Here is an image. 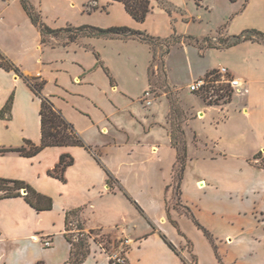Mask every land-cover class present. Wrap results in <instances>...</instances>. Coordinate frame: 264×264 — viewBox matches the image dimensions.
Masks as SVG:
<instances>
[{
	"label": "crops",
	"instance_id": "0c3cea01",
	"mask_svg": "<svg viewBox=\"0 0 264 264\" xmlns=\"http://www.w3.org/2000/svg\"><path fill=\"white\" fill-rule=\"evenodd\" d=\"M30 1L43 21L53 29L83 25L103 29L128 27L162 39L177 33L200 41L206 38H212V42L221 40L213 36H194L190 27H180L190 21L186 11L185 17H172L158 9L154 0L152 12L144 23L134 20L122 3L112 0ZM167 1L182 9L181 0ZM93 3L100 9L87 12L86 6ZM240 15L246 18L240 19L245 20L243 25L230 27L222 39L240 35L248 29L264 33V0H249ZM252 16L255 19H249ZM51 38L56 41L42 42L40 32L20 0H0V51L23 75L20 77L0 66V113L13 97L11 107L0 117V149L19 148L27 140L40 145L42 100L25 80L40 78L45 81L42 95L53 102L95 152L69 146L46 148L34 157H24L16 152L0 154V178L25 181L54 200L53 209L44 212H37L22 197L0 200V264L50 263L42 257L25 258L23 253L30 246L41 245L33 240L36 235L52 238L53 246L49 249L56 253L55 264H70L71 244L65 237L66 212L74 208H83L84 230H99L115 242L124 240L129 246L127 251H118L117 247L107 250L94 242L82 264H119L111 258L117 253L124 256L125 264H192L194 256V264H202L192 241V229L185 223L188 217L170 205L174 199V181L165 184L164 198L155 199L157 210L154 211L152 205L139 200L120 176L121 170L134 172L133 153L142 152L144 145H149L155 155L164 154L162 149H165L175 156L172 161L175 176L178 151L172 145L170 134L169 101L162 96L148 109L141 103L142 96L151 86L152 46L138 39L81 37L75 42L60 43L57 38ZM175 51L189 57L190 62L200 63L208 56L211 64L200 72L193 70V81L221 66L241 81L227 105L245 120L238 121L241 124L237 133L239 138H250L260 144L251 156L263 150L264 158V43L246 41L227 49L207 48L206 56H203L198 47L183 40L174 45L168 55ZM166 79L169 84L167 71ZM184 108L187 114L194 110ZM198 113L200 117L205 115L202 110ZM130 127L137 130V137ZM113 153L119 155V164L114 162ZM63 155L74 158V164L65 172L66 182L48 174ZM107 173L114 179L112 192ZM122 194L127 199H122ZM104 196L119 198L116 200L126 209L115 226L117 232L108 230V226L100 222L96 203ZM181 202L183 204L182 198ZM226 240L234 242L230 235ZM187 241L193 244L192 254L184 250ZM211 264L219 263L211 258Z\"/></svg>",
	"mask_w": 264,
	"mask_h": 264
},
{
	"label": "rangeland",
	"instance_id": "374dc122",
	"mask_svg": "<svg viewBox=\"0 0 264 264\" xmlns=\"http://www.w3.org/2000/svg\"><path fill=\"white\" fill-rule=\"evenodd\" d=\"M180 2L182 9L169 2L172 5V17L175 15L185 17L187 12L190 21L180 27H190V33L194 36H213L219 40L229 32L230 27L233 29L243 25L245 20L240 19L246 18L239 16L249 0H181ZM154 5L165 11L158 1L154 0ZM90 6L95 7L96 4ZM249 19L253 20L255 16ZM71 34L61 33L57 41L65 43ZM48 40L56 41L52 38ZM212 44L215 47H223L219 41H213ZM205 50L202 51L203 56H206ZM207 58L203 57L201 62L197 63L194 60L190 62L189 57L176 51L167 55L165 70L168 74V84L159 53L156 62L149 70L151 86L148 90L151 91V97L145 98L143 95L141 98L142 105L148 109L155 101L166 96L170 105L168 116L170 134L171 121L175 126L181 125L185 133L187 161L181 184L182 194H179L174 181L177 177V168L175 167L174 176L172 167L175 156H171L165 149H162L164 154L155 155L149 145H144L142 152L133 153L132 163L136 165L134 172L121 170L120 176L136 192L139 200L146 205H152L154 211L157 210L154 207L155 199L164 198L165 184L174 181V199L170 202L171 207L182 213V198L183 204L191 209L195 219L210 234V237L206 236L191 219L185 218L186 225L192 229V241L202 264H211V258L219 264H264V168L261 166L264 164L263 150H258L254 156H251L252 151L257 150L260 144L252 142L250 138H239L237 133L241 124L238 121L245 122V120L239 114L232 112V106L225 103L227 98L209 107L206 105L207 100L203 101L190 90V85L196 81H193L194 71L200 72L211 64ZM170 98H177L181 106L180 113H175L173 118L170 117ZM148 101H152V104L148 105ZM183 104L186 108L192 107L194 110L187 114ZM199 110L205 112V115L200 117ZM131 132L135 137L138 136L136 129H132ZM112 156L116 164L121 162L117 153H113ZM252 167L258 169L251 170ZM120 197L127 199L123 194ZM116 199L119 198L104 196L96 203L101 217L100 222L108 226L107 229L112 232H117L115 226L119 224L126 210ZM70 221L72 222L71 239L76 244L84 241L85 250L89 252L94 242L107 250L117 247L118 251L122 249L127 251L129 247L124 240L115 242L108 234L99 230L81 232L78 229V221L85 229L82 214L80 219L72 216ZM229 235L234 238L233 243L226 240ZM184 250L192 254L191 241H187ZM23 254L29 260L42 257L50 262L47 264L56 262V253L41 245L30 246ZM191 260L194 264L196 257ZM234 260H237V263H233Z\"/></svg>",
	"mask_w": 264,
	"mask_h": 264
},
{
	"label": "trees",
	"instance_id": "16d2710c",
	"mask_svg": "<svg viewBox=\"0 0 264 264\" xmlns=\"http://www.w3.org/2000/svg\"><path fill=\"white\" fill-rule=\"evenodd\" d=\"M114 2H120L125 6L127 13L137 22L144 23L150 13L152 12V0H112ZM160 3L162 8L171 16V4L167 0H156ZM24 10L26 11L28 17L30 18L32 24L38 29L42 36V42H49L48 38L54 37L58 38L61 33H72L69 35L67 42H75L81 37H94V38H110V39H138L152 46L154 50V63L158 57V53H160L162 66L164 68L165 76V57L170 53L171 48L181 43L183 40L188 43L195 45L201 51L207 48H220L215 47L212 44V39L206 38L202 41L195 39L191 36L184 37L178 35L177 33L168 39H162L159 37H154L143 31H136L128 27H111L108 29H103L91 25H83L79 27L68 26L66 28L61 29H53L49 27L42 19L40 12L36 9V7L31 3L30 0H20ZM100 7L95 6H86V11L92 13L94 11L99 10ZM253 41L264 43V33L257 29H248L243 31L240 35H235L228 37L226 39H221L219 41L223 47L220 49H227L238 45L242 42ZM207 43V45H205ZM0 66L4 68L6 71H13L18 76L22 77V73L18 67H16L11 61H9L0 51ZM216 69L210 71L207 76L214 75ZM26 82L29 84L34 93L42 100L41 104V132L42 139L40 145L35 144L32 141L27 140L25 144L19 148H10V149H0V154H5L9 152H16L24 157H34L37 156L40 152H42L46 148L50 147H69V146H80L85 147L87 150L91 152L93 148L87 146L82 137L78 134L74 126L69 123L62 112L56 109L53 102L42 95V91L45 86V81L40 80V78H25ZM216 94L220 95V99L227 98L225 103H229L231 101V97L233 96V90L229 86H221L216 89ZM196 96H200L204 101L206 99L197 93H194ZM13 101V97L10 98L8 105L2 110L0 113V117L3 116V113L11 107ZM171 104V115L173 118L175 113H180L181 106L179 100L177 98H170ZM208 105H216L218 102H207ZM171 121V120H170ZM171 139L172 145L178 151V163L176 165L177 172L174 178L176 181V186L181 192V184L184 179V172L186 168L187 161V147L185 141V133L181 127V125L175 126L174 122L171 121ZM74 164V158L70 155H63L60 158L57 166L50 170L48 174L52 177L59 179L62 182H66L65 172L68 167ZM264 168V164H261ZM108 174L107 183L109 185V190L112 192L114 190L113 186V177ZM25 192V193H24ZM22 197L24 200L37 212L50 211L54 207V200L52 197L47 196L38 192L34 187L28 184L25 181L21 180H9L0 178V200L8 199V198H18ZM182 212L190 218L193 223L197 226L198 229L202 230L206 236L210 237L209 232L201 226V224L195 219L191 209L183 205L181 206ZM83 208H74L70 209L66 212V227H65V237L67 241L71 244V258L70 264H82L90 252L85 250V242L80 241L79 243H74V241L70 237V232L72 229L70 228L71 217H77L80 219ZM79 222L78 229L81 232L84 231L83 224ZM177 226L176 223H174ZM92 232V231H91ZM170 247L173 249L174 246L169 243ZM219 257V256H218Z\"/></svg>",
	"mask_w": 264,
	"mask_h": 264
},
{
	"label": "built area",
	"instance_id": "2783aa9c",
	"mask_svg": "<svg viewBox=\"0 0 264 264\" xmlns=\"http://www.w3.org/2000/svg\"><path fill=\"white\" fill-rule=\"evenodd\" d=\"M221 86H229L233 92L241 86V81L236 78L231 71L226 67H219L216 69L214 75L205 76L201 79L196 80L190 85V90L193 93L202 95L208 102L220 101V95L216 94V89ZM145 98L151 97V91L147 90L144 93ZM152 101H148V105H151ZM33 240L39 242L44 248H51L53 241L50 236L36 235ZM112 260L119 263L125 264L126 260L122 254H114L111 256Z\"/></svg>",
	"mask_w": 264,
	"mask_h": 264
},
{
	"label": "water",
	"instance_id": "95a60500",
	"mask_svg": "<svg viewBox=\"0 0 264 264\" xmlns=\"http://www.w3.org/2000/svg\"><path fill=\"white\" fill-rule=\"evenodd\" d=\"M25 193V192H24Z\"/></svg>",
	"mask_w": 264,
	"mask_h": 264
}]
</instances>
